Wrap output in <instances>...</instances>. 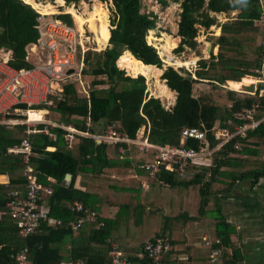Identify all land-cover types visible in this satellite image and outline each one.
<instances>
[{
	"label": "trees",
	"instance_id": "trees-1",
	"mask_svg": "<svg viewBox=\"0 0 264 264\" xmlns=\"http://www.w3.org/2000/svg\"><path fill=\"white\" fill-rule=\"evenodd\" d=\"M101 1L108 3L109 0ZM159 1L168 3L167 0ZM176 1H181L182 9L176 33L181 38L177 52L184 50L186 45L195 47L191 43L197 37L198 27L208 30L216 25L221 28V34L213 36L218 52L213 54L211 51L209 58H199L195 71L167 65L162 74L163 60L159 50L147 40L148 32L157 27L155 14L142 11V0H112L117 19H111L112 28L107 27V47L85 52L83 67L77 69L80 75L91 77L90 83L87 82V93L80 91L78 78L68 80L59 99L50 96L54 103L33 106L42 109H31L28 114H44L43 108H46L50 110L49 114L54 112L57 115V121L73 123L92 132L115 123L118 132L129 137H135L139 128L145 125L149 140L160 145L178 144L183 128L200 127L207 130L210 147L221 142L213 134L215 128L234 131L235 126L244 123L243 112L256 102H259V107L254 110V117L261 118L264 114V95H260V86L256 94L249 93L253 90L237 91L232 86L234 83L241 84L246 75L256 76L255 70L262 66L263 32L256 24L263 10L261 0ZM65 2L70 5L79 0H56V3L54 0H0V48L12 51L11 65L17 68L34 65L27 58L28 46L39 37L38 12L34 7L45 14H53L57 13V3ZM233 11L236 14L232 17ZM211 12L226 13L229 19L220 23ZM55 17L74 25L69 12H61ZM258 33L262 34V41L252 50ZM177 44L175 36L173 42L172 39L167 42L165 49L169 51ZM136 59L151 65L149 77L155 80L162 77L177 92L176 102L171 108L167 109L160 97L148 95L147 76L133 72V66L129 64L130 60ZM206 80L214 89L222 87L223 95L218 97L212 92L214 98L196 96L194 83ZM227 81L233 88L224 86ZM22 107L29 108L27 105ZM19 118L25 119L26 116ZM87 119L91 121L88 128L85 124ZM28 127L27 123H0V173L9 176L8 183H0V264H18L16 254L24 248L28 249L26 264H61L80 258L85 260V264H112L110 236L124 221L121 209L129 205L124 204L114 219L103 217L99 194L79 188L76 181L79 175L99 179L104 178L108 170L133 167L129 155L122 158L119 152L123 146L131 153L133 144H98L92 138L82 137L76 147L70 149L63 139L62 128L38 123L35 126L37 131L28 133ZM25 138L32 146L28 161L23 153L9 151L20 146ZM199 145L200 141L195 138L186 140V146L198 149ZM50 146L54 149H49ZM211 160L194 166L188 177H182L178 170L163 168L158 180L169 188H179L182 195L190 187H198L201 195L200 217L214 216L213 237L207 240L211 244L219 240L214 245L221 249L222 264H241L245 255L237 244L240 234L236 225L223 214L216 198L220 193L231 190L239 180L251 179L257 183L264 177V119L254 129H248L245 136L236 134L221 144L212 153ZM27 165L37 173L39 182L50 187L51 192L45 196L47 205L44 206L63 224L42 221L33 234L24 236L7 202L12 199L13 191H19L20 196L25 197L28 180L24 169ZM68 173L71 179L66 181ZM5 179L0 175V182ZM111 187L121 192L135 191L131 186ZM214 200L216 203L210 212L208 206ZM75 201H81L86 209L96 210L105 224L98 226L94 222H86L78 232L73 231L70 223L78 217L71 209ZM117 217L120 221L117 219L114 223ZM158 235H172L169 220L164 217L151 239ZM165 263L169 264L167 258Z\"/></svg>",
	"mask_w": 264,
	"mask_h": 264
},
{
	"label": "built area",
	"instance_id": "built-area-1",
	"mask_svg": "<svg viewBox=\"0 0 264 264\" xmlns=\"http://www.w3.org/2000/svg\"><path fill=\"white\" fill-rule=\"evenodd\" d=\"M263 10L258 19L261 30L263 31L264 43V4ZM34 7V6H33ZM35 8V7H34ZM38 12L37 21L39 37L34 42V52H39L38 62L32 67L17 68L11 65L12 54L10 50L0 48V123L17 124L27 123L31 126L28 119L30 107L38 104H52L53 99L50 94L62 90V84L71 74L69 70L81 68L83 66V55L88 48H82L81 61L78 56V32L72 25L55 16L43 13L40 8H35ZM31 46V47H32ZM261 67L255 70L257 82L261 80L264 66V52L261 55ZM257 90V88H256ZM254 92H249L256 94ZM264 95V93L262 94ZM27 105L29 108H24ZM259 107V102L252 105V108L246 109L242 114L244 123L235 126V130L215 128L213 134L220 139V145L226 143L236 134L246 135L248 129H254L264 119V114L259 119H255V109ZM26 116L25 119L19 118ZM54 127H60L64 130L63 139L68 148L73 149L80 141L81 137H90L100 144L117 145L120 142H127L137 146L141 153L153 151V158L138 164V167L146 170L151 175H156L166 170H178L182 177H188L194 166H199L204 160L210 161L212 153L217 148L210 147L208 132L200 127H185L181 132L178 144H156L149 140L144 130L141 137H129L122 135L117 130V125L112 123L104 132H92L89 129L78 128L74 125H67L64 122H52ZM87 128L91 122H85ZM53 126V125H52ZM37 131L36 128L28 127L27 132ZM46 132H49L46 130ZM188 138H195L200 141L198 149L186 146ZM219 145V146H220ZM49 149L51 147H48ZM128 148H131L128 146ZM10 152L23 153L26 161L29 160L32 146L29 139L25 138L20 146L9 149ZM121 154L128 152L126 147L119 148ZM25 175L28 183L26 185V194L22 198L19 191L12 192V199L7 202L12 215L18 219L20 233L24 236L33 234L42 221L50 224L62 225L63 221L49 214V210L44 206V197L51 192L50 187L42 184L38 180L37 173L32 166L27 165ZM71 209L78 217L73 220L71 228L73 231H79L86 222H94L98 226H103L105 222L99 218L98 213L93 209H86L81 201H75ZM214 243H219L215 240ZM211 241H206L210 251L209 260L205 264H221V249ZM172 244L169 236L158 235L154 239H149L140 248L137 260L129 258L128 253L122 251L119 246L111 242L110 255L112 264H166L165 258L171 253ZM28 249L24 248L16 254L17 263L26 264ZM146 262V263H145ZM69 264H83L82 261Z\"/></svg>",
	"mask_w": 264,
	"mask_h": 264
},
{
	"label": "rangeland",
	"instance_id": "rangeland-1",
	"mask_svg": "<svg viewBox=\"0 0 264 264\" xmlns=\"http://www.w3.org/2000/svg\"><path fill=\"white\" fill-rule=\"evenodd\" d=\"M51 2V1H49ZM56 0H54V3ZM84 2V3H83ZM168 3L160 2L159 0H142V11L149 13L153 12L156 16V24L157 27L152 29V31L148 32L147 39L151 43H153L157 49L159 50V55L163 60V68L161 69L162 74L164 73V69L167 65H172L174 68L177 69H187L195 71L198 67V59L201 57L209 58L210 52H206V45L210 43L211 47L215 49L217 47L215 44V38L213 37L214 34H217V28H213L211 26L208 30H205L203 27L197 28V37L194 38L191 44H195V47H190L189 45L185 46L184 50L177 52V47L180 42V38L176 35V28L177 22L179 21V15L181 12V1L176 0H167ZM52 3V2H51ZM73 4V3H72ZM95 4L94 0H79L78 3L73 4L76 6V9L79 14L82 16L83 19L87 16L85 14L86 9H91L92 5ZM99 4L105 10L104 14V21L107 22L108 26L113 27L111 19H117V15L115 13V8L113 5L112 0H109L108 3L99 2ZM172 4V5H171ZM66 8H63L65 11ZM67 12V11H66ZM84 13V16L83 14ZM49 17L55 16L54 14L48 15ZM73 16V21L75 29L78 32V56L81 58L82 48H88L85 52L89 51H100L104 50L107 47L108 41H106L102 37L101 25L102 21L97 19L94 21L95 28L92 30L88 24V22H84L83 24L79 22L75 15ZM218 20H221L218 18ZM219 22V21H218ZM215 27V26H214ZM81 28V29H80ZM110 28V34H111ZM211 31L213 34L211 35ZM177 37L178 44L174 48L171 47V50L167 51L165 49V45L172 37ZM173 42V41H172ZM172 46V45H171ZM32 48V47H31ZM30 48V50H32ZM84 52V55H85ZM213 54H216V51H212ZM172 56V57H171ZM166 57V58H165ZM169 57V58H168ZM79 58V60H80ZM131 58H134L132 56ZM176 60H188V64H179ZM130 64V63H129ZM129 68V67H127ZM130 69V68H129ZM131 70V69H130ZM184 72V71H183ZM80 72L74 73L73 76L69 77V80H76L78 78L83 85V88H80V91H85L87 89V82L90 83L91 77L89 75H80ZM161 74V76H162ZM195 75V74H194ZM131 76V75H130ZM137 76V75H136ZM147 80V91L148 95H154L156 97H160L164 106L168 109L171 108L176 102L177 92L174 90V96H163L160 94L158 95V84L156 83L155 79L150 76V69L148 74L146 75ZM163 83L166 84V81L162 79ZM243 83V82H242ZM239 84V86H231L230 82L227 84L229 88H233L235 90L243 89L241 92H246L249 90H256L255 84ZM167 85V84H166ZM253 87V89H251ZM218 89L219 91L215 90ZM213 88L212 85L206 81L194 83V94L199 97H209L212 96L214 98L217 94L218 97H221L223 94L221 93L222 87ZM43 119L42 120H33L31 121L32 128L38 123H45L49 126H54L52 122H59L56 120L57 115L52 112L49 114L45 109H43ZM47 112V113H46ZM28 113V112H27ZM24 119V118H23ZM61 122V121H60ZM145 130V125L141 126L137 131L139 136H142ZM138 136V137H139ZM220 143L217 145L219 148ZM137 158L144 160L145 154H142L140 151L136 150L134 154ZM207 162V160H204ZM212 160L208 161L211 162ZM120 170H123L122 168ZM125 172L123 174V179L120 180L123 184H130L134 180L133 177H129L128 174H132L130 172V168H124ZM88 176V175H86ZM145 179V177L142 175ZM148 189H139L138 192H116L111 190L110 192H104L103 198L108 200L111 203V210H120L124 204H128L131 211L132 219L129 222H122L120 225V231H122L124 238L128 240L135 239L138 240L139 243L146 241L149 239L153 234L157 232L160 226L161 220V209L164 210V214L162 217L169 220V225L172 230V234H179L180 236H187L190 235L187 231L192 227L195 226L199 229H211L212 227V219L211 216L200 217V201L201 195L199 193L197 186L190 187L183 195L179 192V188L172 187L169 188L165 186V190L161 192V185L155 180H149ZM95 184H91L93 188L97 189H108V182L106 180H99L97 178H92ZM106 202V201H105ZM107 203V202H106ZM137 208V210H135ZM210 212L213 208L212 203L208 206ZM122 210V209H121ZM123 211V210H122ZM125 241V240H124ZM222 264V261H221Z\"/></svg>",
	"mask_w": 264,
	"mask_h": 264
},
{
	"label": "crops",
	"instance_id": "crops-1",
	"mask_svg": "<svg viewBox=\"0 0 264 264\" xmlns=\"http://www.w3.org/2000/svg\"><path fill=\"white\" fill-rule=\"evenodd\" d=\"M97 1L102 2L101 0H97ZM40 2H42V1H40ZM261 3L264 4V0H261ZM73 4H75V3H73ZM73 4L71 3L70 5H67L66 2L64 4H58L57 3V5H58L57 6V13H53V14L56 15V14H59L61 12H66L69 10L68 7H73L74 9H76V6H74ZM63 8L64 9L66 8V10L63 11ZM68 12L70 14L74 15L71 11H68ZM104 14H105V10H104ZM104 14L99 16L98 19H100L102 21V25H101L102 37L106 41H108V35H107L108 24L103 19ZM211 14L216 15L217 18H220L221 20H218L220 23L225 22L226 20L229 19V17L227 16L226 13L211 12ZM235 14H236V11H233L231 16L233 17V16H235ZM179 19H180V15H179ZM256 24L260 28L259 23L256 22ZM212 26H213V28H217L216 30L218 31L217 34H214V36L220 35L221 34L220 26H216V25H212ZM94 28H95V24H94ZM177 30H178V22H177L176 33H177ZM212 34H213V32L211 31V35ZM252 36H254V35H252ZM177 37L180 38V36H178V35H177ZM172 41H173V39H172ZM261 41H262V34L258 33L257 35H255V41L253 42V46L251 47L252 50H254V48L259 46ZM149 43H151V42H149ZM32 45H34V43H31L27 48V51H28L27 58L29 60L33 61V63L35 64L39 60L38 57H41L42 55H40L39 52H34L33 51L34 47ZM31 46H32V48H31ZM209 46H210V43H207L206 47H208V50H209ZM216 46L217 47H215V49H214V47L213 48L211 47V50L212 51L215 50L217 53L218 52V45H216ZM30 48L32 50H30ZM10 52L12 54L11 50H10ZM80 61H81V58H80ZM83 64H84V55H83ZM77 69L78 68H76V70H74L73 72H70L71 75L68 76L67 79L65 80V82L62 84V90L61 91H55V93L50 94V96H53V97L55 96V98L59 99L60 93L63 91L64 84L69 80L68 79L69 77L73 76L74 73H77ZM248 76L253 79L252 83L255 84V87L257 88V90L259 89V86H260V95H262L264 93V68H263V73L261 75V80H259L258 82H257V80H258L257 75L256 76L246 75L245 77H248ZM245 77H243V78H245ZM228 81H234V80H228ZM79 82L81 83V81H79ZM224 86L227 87L228 85H224ZM80 88H83L82 84H81ZM242 90L243 89H240L237 91H242ZM85 91L86 92H84V91L83 92L87 93V89H85ZM246 92H249V91H246ZM33 106H37V105H33ZM33 106L30 107V110L31 109H37V110L42 109V108H33ZM43 109H46V108H43ZM46 111L49 112L50 110L46 109ZM31 114H35V113H30L28 116H30ZM37 114H42V113H37ZM87 120L90 121V119H87ZM64 124L74 125L73 123H65V122H64ZM29 127L32 128V126H29ZM52 127H54V126H52ZM106 130H107V128L103 127L97 132H104ZM33 132H35V131H33ZM50 134H52V133H50ZM136 136L138 137L139 134L136 133ZM139 137H141V136H139ZM87 138H90V137H87ZM133 146H134V148H132L131 153L127 152L124 155L123 154L120 155V156H122V158L124 156L129 155V157L132 159V162L134 164L133 167L130 168V172H132V174H128L129 177L134 178V180H132L133 182H131L130 184H123V182L120 181L123 179V174L127 173V172L123 171L124 169L120 170V168L119 169L114 168V169L108 170L107 173L104 174V178H99V180H106L108 182V186L106 187V188L109 187L108 189L101 190V189L93 188L91 186V184H95V183L92 180L93 177L91 175H88V176L79 175V177L76 181V185L79 188H81L83 190H90V191H93V192H96L99 194V196L101 198V216H103V217L114 219L115 216L117 215V211L119 210V209L117 211L111 210L112 209L111 203L108 200H105L103 198L104 192L108 193L111 190L116 191V192H121V191H117L114 187H111V185L112 186L113 185H121V186H125V187L131 186L135 190L132 192L136 193L139 191V189H142V188L148 189L149 188V184H148L149 181L146 179V178H148L149 180L157 181L159 183V185H161V192L166 189L165 185L158 180V178L160 177L161 171L158 172L156 175H151L146 170L138 167L139 163L146 161V160H150L153 158V155H154L153 151H150L147 153H142V154H145V159L142 160V159L137 158L134 155L136 150H138V151H140V150L137 148V146H135V145H133ZM50 147H51L50 149H54L53 146H50ZM138 170H141V171H138ZM192 171L193 170L191 169V172ZM0 175H3L6 177L5 181L0 182V183H8L9 182V176L7 173H0ZM142 175L145 177V179L142 177ZM70 179H66V181H69ZM216 201L220 204V208H221L223 214L227 216V218L230 222H233L236 225V227L238 229V233L240 234V237H239L237 244H238V247L241 248V251L245 255V258L243 259L241 264H264V177L261 178L257 183H253L251 179L239 180L233 186V188H231V190H229L227 192L220 193L218 198H216ZM216 201L214 200V202H212L213 206L215 205L214 203H216ZM44 204L47 205L46 197H44ZM122 210L121 211H122V214L124 213V217H121V218H123L124 221H121V222H125V223L129 222L132 219V216H131L132 209H130V207L128 206V207L122 208ZM135 210H137V208ZM164 211H165V209L164 210L161 209V218H162V215L164 214ZM207 216H211V219H212V226H211L212 228L211 229H208V228L207 229H199L195 226H192L187 231V233L190 235V237H187L185 235L180 236L179 234L169 235L171 240H172V243H173L172 251H171V253L168 254V257H166L169 264H205L209 260L210 249H209L208 245L205 244V241L207 239H209V237H213L212 229H213V222H214L213 217L214 216L211 214H208ZM99 218H100V216H99ZM117 219L120 221V217L119 218L117 217L113 222L115 223L117 221ZM160 223H161V220H160ZM120 224L121 223H119L118 227L112 231L111 236H110V240H111V242L116 243L122 251L128 253V256L133 257L134 260H137L138 259L137 254H138L140 248L142 247V245L146 241L151 239L157 232L155 234H153L146 241L139 243L138 240H135L132 238L130 240H128L127 238H124L122 231H120V229H121ZM75 232H78V231H75ZM109 254H110V251H109ZM166 258H165V260H166ZM78 261H82L83 264H85V260L82 258L76 259V261H70V262L63 261V262H61V264H69V263H74V262H78Z\"/></svg>",
	"mask_w": 264,
	"mask_h": 264
},
{
	"label": "bare ground",
	"instance_id": "bare-ground-1",
	"mask_svg": "<svg viewBox=\"0 0 264 264\" xmlns=\"http://www.w3.org/2000/svg\"><path fill=\"white\" fill-rule=\"evenodd\" d=\"M68 9H69L68 11H71L76 16V18L79 20L80 23L83 24L84 22L87 21L88 24H89V26H90V28H92V29H94V21H95V19L97 17H99V16H101V15L104 14V9L99 4V2L97 0H95V4L92 5V8L91 9H86L85 14H87V16L85 17V19H83L82 16L79 14L80 12H78L73 7H68ZM82 14L84 16V13H82ZM150 31H152V30H150ZM147 37H149V36H147ZM148 42H150V41H148ZM206 52H208V47L206 48ZM176 62L179 63V64H188V60H185V61L176 60ZM130 65L133 66V72H135V73H142L144 75H147L148 74L149 69H150V66H151L150 64H145L140 59L130 60ZM155 81L158 84V87L157 88H158V95L159 96H160V94L163 95V96H166V97L167 96H174V90H172L168 85H166L165 83H163L162 80H155ZM251 82H253V79L251 77H245L243 79V83L242 84H250ZM232 86H239V84H235L234 83ZM28 119L30 121H33V120H42L43 119V115L42 114H37V113L31 114Z\"/></svg>",
	"mask_w": 264,
	"mask_h": 264
},
{
	"label": "water",
	"instance_id": "water-1",
	"mask_svg": "<svg viewBox=\"0 0 264 264\" xmlns=\"http://www.w3.org/2000/svg\"><path fill=\"white\" fill-rule=\"evenodd\" d=\"M210 49H211V45L209 46V52H210ZM131 52V51H130ZM117 65H118V67H120L121 68V66L119 65V62H118V59H117ZM74 70L73 69H71V70H69V73L70 72H73ZM127 74H128V72H127ZM128 75H130V74H128ZM71 178V174L70 173H68L67 175H66V179H70Z\"/></svg>",
	"mask_w": 264,
	"mask_h": 264
}]
</instances>
